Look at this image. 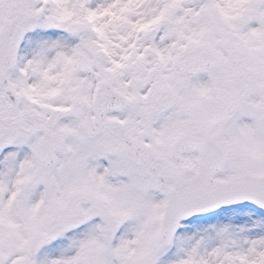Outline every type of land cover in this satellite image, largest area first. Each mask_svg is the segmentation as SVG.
Instances as JSON below:
<instances>
[{
  "label": "snow or ice",
  "instance_id": "obj_1",
  "mask_svg": "<svg viewBox=\"0 0 264 264\" xmlns=\"http://www.w3.org/2000/svg\"><path fill=\"white\" fill-rule=\"evenodd\" d=\"M0 264H264V0H0Z\"/></svg>",
  "mask_w": 264,
  "mask_h": 264
}]
</instances>
